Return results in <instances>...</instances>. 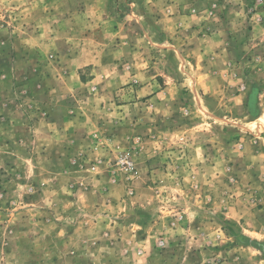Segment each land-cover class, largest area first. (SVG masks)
<instances>
[{"label":"rangeland","instance_id":"374dc122","mask_svg":"<svg viewBox=\"0 0 264 264\" xmlns=\"http://www.w3.org/2000/svg\"><path fill=\"white\" fill-rule=\"evenodd\" d=\"M0 264H264V0H0Z\"/></svg>","mask_w":264,"mask_h":264},{"label":"crops","instance_id":"0c3cea01","mask_svg":"<svg viewBox=\"0 0 264 264\" xmlns=\"http://www.w3.org/2000/svg\"><path fill=\"white\" fill-rule=\"evenodd\" d=\"M205 76H207V75H205ZM200 80H201V79H200ZM200 80H199V81H200ZM203 82H204V81H203ZM201 85H202V84H201ZM157 97H158V96L153 97L152 101H153L154 99H156Z\"/></svg>","mask_w":264,"mask_h":264}]
</instances>
